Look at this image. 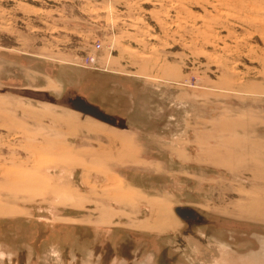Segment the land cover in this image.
<instances>
[{
    "label": "rangeland",
    "instance_id": "1",
    "mask_svg": "<svg viewBox=\"0 0 264 264\" xmlns=\"http://www.w3.org/2000/svg\"><path fill=\"white\" fill-rule=\"evenodd\" d=\"M0 264H264V0H0Z\"/></svg>",
    "mask_w": 264,
    "mask_h": 264
},
{
    "label": "water",
    "instance_id": "2",
    "mask_svg": "<svg viewBox=\"0 0 264 264\" xmlns=\"http://www.w3.org/2000/svg\"><path fill=\"white\" fill-rule=\"evenodd\" d=\"M75 104H76L77 108H79L83 112L89 113V114H91L95 117H98V118H103V115L100 112H98L94 107L86 104L82 99H80V98L75 99ZM106 120H109V119L106 118ZM175 212L181 218H186L187 216L191 215V213H192L191 209L181 208V207H175Z\"/></svg>",
    "mask_w": 264,
    "mask_h": 264
},
{
    "label": "built area",
    "instance_id": "3",
    "mask_svg": "<svg viewBox=\"0 0 264 264\" xmlns=\"http://www.w3.org/2000/svg\"><path fill=\"white\" fill-rule=\"evenodd\" d=\"M89 60L92 62V61H95V58L93 56H90Z\"/></svg>",
    "mask_w": 264,
    "mask_h": 264
},
{
    "label": "flooded vegetation",
    "instance_id": "4",
    "mask_svg": "<svg viewBox=\"0 0 264 264\" xmlns=\"http://www.w3.org/2000/svg\"><path fill=\"white\" fill-rule=\"evenodd\" d=\"M191 216H192V213H191V215L187 216L186 218H189V217H191Z\"/></svg>",
    "mask_w": 264,
    "mask_h": 264
}]
</instances>
